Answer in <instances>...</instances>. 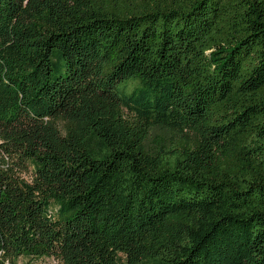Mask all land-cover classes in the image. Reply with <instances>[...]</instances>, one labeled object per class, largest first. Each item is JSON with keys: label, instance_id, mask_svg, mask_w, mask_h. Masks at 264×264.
I'll return each instance as SVG.
<instances>
[{"label": "trees", "instance_id": "obj_1", "mask_svg": "<svg viewBox=\"0 0 264 264\" xmlns=\"http://www.w3.org/2000/svg\"><path fill=\"white\" fill-rule=\"evenodd\" d=\"M21 256L264 264V0H0V264Z\"/></svg>", "mask_w": 264, "mask_h": 264}, {"label": "rangeland", "instance_id": "obj_2", "mask_svg": "<svg viewBox=\"0 0 264 264\" xmlns=\"http://www.w3.org/2000/svg\"><path fill=\"white\" fill-rule=\"evenodd\" d=\"M57 123L63 132H65L69 127V123L66 120L59 119ZM171 137H172V133L169 130H167L166 128L157 127L149 133L146 139L147 140L146 143L150 148L157 149L160 146L167 145ZM16 264H58V263L53 257H45L39 260L32 261L28 257L21 256L18 258Z\"/></svg>", "mask_w": 264, "mask_h": 264}]
</instances>
